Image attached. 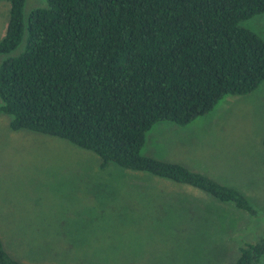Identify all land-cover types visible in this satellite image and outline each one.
<instances>
[{
    "label": "trees",
    "instance_id": "16d2710c",
    "mask_svg": "<svg viewBox=\"0 0 264 264\" xmlns=\"http://www.w3.org/2000/svg\"><path fill=\"white\" fill-rule=\"evenodd\" d=\"M4 1L0 113L9 128L63 138L101 166L188 184L255 214L236 187L140 149L156 122L187 124L264 79V39L240 24L263 13L264 0H44L25 19L24 0ZM263 255L264 231L232 264ZM0 264H21L1 241Z\"/></svg>",
    "mask_w": 264,
    "mask_h": 264
},
{
    "label": "rangeland",
    "instance_id": "374dc122",
    "mask_svg": "<svg viewBox=\"0 0 264 264\" xmlns=\"http://www.w3.org/2000/svg\"><path fill=\"white\" fill-rule=\"evenodd\" d=\"M43 5L24 0L23 19ZM240 24L264 39V12ZM8 120L0 113V241L21 264H232L264 231V79L187 124L156 122L140 149L236 187L254 215L188 184L101 166L90 150Z\"/></svg>",
    "mask_w": 264,
    "mask_h": 264
}]
</instances>
